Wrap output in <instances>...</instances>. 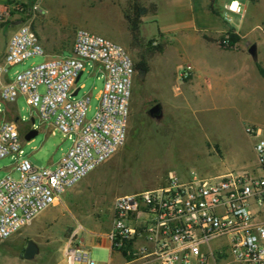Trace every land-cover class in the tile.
Here are the masks:
<instances>
[{"label":"built area","instance_id":"obj_1","mask_svg":"<svg viewBox=\"0 0 264 264\" xmlns=\"http://www.w3.org/2000/svg\"><path fill=\"white\" fill-rule=\"evenodd\" d=\"M39 7L40 0L32 6ZM223 8L240 19L245 16L240 0H230ZM225 19L232 21L228 15ZM226 32L223 47L232 48ZM37 55L45 52L36 31L20 22L0 59V158L13 157L18 171L17 178H0V241L56 205L127 136L136 71L125 47L77 28L70 55L50 56L9 78L13 66ZM87 62L99 65L105 74L90 120L86 119L90 96L72 98ZM191 76L190 65L178 71L181 80ZM19 94L27 97L40 120L73 137L54 168L34 166L24 156L17 125L3 117L2 103ZM244 131L255 139L252 167L205 177L192 172L186 178L171 170L154 187L114 198L108 237L123 257L116 264H264V134L254 124L245 125ZM82 230L78 223L65 238L67 264H96L83 246Z\"/></svg>","mask_w":264,"mask_h":264},{"label":"rangeland","instance_id":"obj_2","mask_svg":"<svg viewBox=\"0 0 264 264\" xmlns=\"http://www.w3.org/2000/svg\"><path fill=\"white\" fill-rule=\"evenodd\" d=\"M37 1L10 0L0 5V52L3 40L16 30L15 22L19 20L36 31L41 28L49 35L59 30L63 39L71 35L74 37L77 28H86L125 47L134 62L141 54H147L146 47L131 44L130 29L123 17L128 0H40V9H33ZM217 1L221 16L226 18L228 12L223 4L230 0ZM230 15L233 25L238 16ZM189 18L184 11L169 7L162 9L158 22L161 26L159 30L166 33L164 38L160 37L156 23L149 20L144 23L141 33L148 38L144 39L155 38L156 41L150 46L161 45L162 51H156L148 58V71L135 72L124 144L67 190L56 205L45 209L18 233L0 241V264H11L7 262L9 257L16 258L18 264H55L62 254L65 238L78 223L84 226L81 236L88 230L98 231V227L92 226L106 225L116 196L154 187L164 180L168 171H175L181 178H186L192 172L205 177L252 167L255 139L245 133L244 126L261 123L264 98L263 107L258 113L252 112L248 108L250 104L241 97V90L246 91L247 87L243 79L235 77L224 78L221 86L214 89V98L210 96L204 101L194 100L193 75L186 80L178 78V71L191 61L194 50L198 49V42L189 46L183 38L184 32L180 31L184 30L189 36L194 34L187 25L189 20L185 21ZM197 27L201 30L205 28L202 23ZM224 32L218 34L219 37ZM44 60V55L30 57L19 64V70ZM94 65L87 62L77 87L83 85L72 97L90 96L87 120L92 119L96 112L98 89L104 84L102 72L94 71ZM14 72L15 68L12 67L9 70L10 79ZM253 80V77L248 79ZM256 80L261 83L260 77H256ZM19 103L23 111L18 128L23 132L22 125L36 115L26 102ZM155 103L161 104L162 115L159 118L149 114V108ZM35 124L39 125L37 118ZM53 139L57 142L55 148L58 154H61L71 146L73 137L64 138L57 132ZM23 153L25 155L24 150ZM12 177L17 178L18 172L15 171ZM29 240H33L39 248L32 260L23 257ZM108 254L107 251L95 249L92 259L96 264L107 263ZM191 264L199 263L192 261Z\"/></svg>","mask_w":264,"mask_h":264},{"label":"crops","instance_id":"obj_3","mask_svg":"<svg viewBox=\"0 0 264 264\" xmlns=\"http://www.w3.org/2000/svg\"><path fill=\"white\" fill-rule=\"evenodd\" d=\"M9 1L10 0H0V5ZM240 2L244 7L245 16L242 19L238 17L237 22L232 25L221 16V10L219 8L220 3H218L217 0H139V3L143 6H149L150 4H154L156 6V12L154 14H147L140 18L141 23L139 30L141 37L148 39L141 33L142 26L148 20L153 21L157 25L160 37L164 38L166 37V33L159 30L161 28L158 22L160 11L169 7L171 10L175 9L180 12H186L190 18L185 21L189 20L187 25H189L194 34L189 36L184 30L180 31L184 32L183 38L187 44L189 43V46H194L195 42H198V49L194 50L195 54L191 58V61L187 62L188 64H185L190 65L192 69V93L194 100L204 101L210 96L214 98V89L221 86L224 78L238 77L239 79H243V84L247 87L246 91L241 90L242 99H244L245 102H248L250 104H247L249 106L248 108L257 114L261 107H263L262 98H264V77L259 73L257 67L259 64L264 68V0H240ZM251 6H253V10L251 9ZM228 15H230V13H228ZM230 17L232 18L231 15ZM199 23H202L203 27H205L203 30L198 29L197 25ZM230 28L233 33L239 36V40L235 42V46L232 48L223 47L217 40L220 38L218 34H221V32H224L225 29ZM36 33L44 48L45 58L55 55H64L65 53L68 55L71 54L72 43L74 40L73 35H71L68 39L67 37L63 39L59 30H57L53 35H49L41 28L39 31H36ZM10 36L3 40L0 59H2ZM252 45L255 47L253 55L248 51ZM23 62L19 64L21 65ZM19 64L13 66V68H15V72L19 70ZM93 70L102 72L101 76L105 79V74L99 65H94ZM83 71L80 73L75 84V91L77 92L83 85L81 84L80 87H77ZM251 77H253L255 81H248ZM256 77H260L261 83L256 80ZM102 87L98 89L97 96H99ZM244 92L246 95H243ZM20 101H24L28 104L27 97L23 94H19L15 100L2 103L3 117L7 120L13 121L17 127L18 123L22 121L20 120V113L23 111V107L20 106ZM29 109L31 108L29 107ZM262 112L264 114V110H262ZM17 118L18 120L16 121ZM35 118L39 120V125L35 124ZM35 118L31 117L27 123L22 125L24 128L23 132H21L18 128L21 136L22 147L25 152L24 156H26L29 160H32V164H40L41 166L39 167L54 168L58 165L64 155V151H62L61 154H58V150L55 148L57 142L53 139V136L60 131L57 130L51 122H44L37 116ZM253 124L261 127L262 133L264 134V117L261 123L258 124L253 122ZM31 129H36L37 134L31 139L26 140L25 135ZM39 133L43 134L39 137L37 136ZM60 133L62 134V137L65 138V135L62 132ZM38 138L39 141H37ZM255 164L256 157L253 165ZM15 171L18 172L16 169V160L13 157L7 156L0 158V178L7 175L12 176ZM40 214H38V216ZM94 226L98 227L99 230H88L81 236L83 239V246L90 251L91 257L94 254V250L97 249L107 251L109 253L107 263L101 264H116L121 262L123 258L122 254H119V252L112 247V243L108 237V232L112 227V206L111 215L106 225L102 226L95 224L92 227ZM1 256L2 255H0V260L2 258ZM7 262H10L11 264H18L16 258L11 257H9ZM56 263L67 264L64 258V246L62 254L59 256L55 264Z\"/></svg>","mask_w":264,"mask_h":264},{"label":"trees","instance_id":"obj_4","mask_svg":"<svg viewBox=\"0 0 264 264\" xmlns=\"http://www.w3.org/2000/svg\"><path fill=\"white\" fill-rule=\"evenodd\" d=\"M156 12V6L154 4H150L149 6H143L139 3V0H129L127 6L123 10V17L128 23V27L130 29L131 34V44L134 46H144L147 50V54H141L139 56L138 61L134 62L135 71L138 70H149L148 58L153 55L154 52L162 51L161 45L150 46L152 42L156 41L155 38L146 41L140 35L139 26L141 23L140 18L147 14H154ZM227 34H229V46L234 45V43L239 40V36L233 33L232 29H228ZM221 46H224L222 41L223 37L217 39ZM146 53V52H145ZM259 73L264 77V68L259 64L257 65Z\"/></svg>","mask_w":264,"mask_h":264},{"label":"water","instance_id":"obj_5","mask_svg":"<svg viewBox=\"0 0 264 264\" xmlns=\"http://www.w3.org/2000/svg\"><path fill=\"white\" fill-rule=\"evenodd\" d=\"M16 25L20 24V21H16L15 22ZM254 50L255 47L252 45L248 51L253 55L254 54ZM144 70H140V73H143ZM79 78V77H78ZM77 78V80H78ZM76 80V81H77ZM77 91H75L73 93V95H76ZM149 114L153 117H157L159 118L162 115V108H161V104L160 103H155L153 106H151L149 108ZM18 120V118L16 119V121ZM33 121V119H32ZM37 134V130L36 129H31L26 135H25V139L29 140L32 137H34ZM39 252V248L37 246V244L33 241V240H29L24 248V252H23V257L26 260H32Z\"/></svg>","mask_w":264,"mask_h":264},{"label":"snow or ice","instance_id":"obj_6","mask_svg":"<svg viewBox=\"0 0 264 264\" xmlns=\"http://www.w3.org/2000/svg\"><path fill=\"white\" fill-rule=\"evenodd\" d=\"M233 7H235V4L233 5Z\"/></svg>","mask_w":264,"mask_h":264},{"label":"flooded vegetation","instance_id":"obj_7","mask_svg":"<svg viewBox=\"0 0 264 264\" xmlns=\"http://www.w3.org/2000/svg\"><path fill=\"white\" fill-rule=\"evenodd\" d=\"M15 245H17V244H15Z\"/></svg>","mask_w":264,"mask_h":264}]
</instances>
